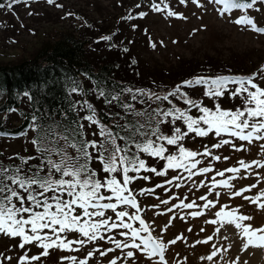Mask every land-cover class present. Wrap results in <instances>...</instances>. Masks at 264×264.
Listing matches in <instances>:
<instances>
[{"label": "snow or ice", "instance_id": "1", "mask_svg": "<svg viewBox=\"0 0 264 264\" xmlns=\"http://www.w3.org/2000/svg\"><path fill=\"white\" fill-rule=\"evenodd\" d=\"M13 2L27 4L29 0H13ZM46 2L49 5L55 4L61 7L56 4V0H46ZM179 2L184 4L186 0H179ZM191 2L197 7H203L200 0H191ZM258 2L264 3V0H249V2L208 0V3L222 5L220 15L233 9H253ZM3 7L4 5L0 4V8ZM136 7L140 5L137 4ZM8 8H12V3L8 4ZM151 10L159 12L162 9L159 4L152 3ZM68 15L72 14L68 13ZM146 15L145 12L139 13L140 18ZM167 15L185 19L173 11H168ZM132 18L129 14L124 19ZM232 22L236 25L250 26L254 33L264 34V27H258L246 14ZM101 39L108 41L111 37L103 36ZM155 46L153 43L152 47ZM123 51L126 52L128 49L124 48ZM257 75L264 80V66L251 75H196L185 79L163 94L151 89L131 87H122L118 93L115 91L106 93L102 88H98L94 90L97 98H103L105 104L116 102L129 117L122 124L117 121L114 126L116 131L101 122L102 118L98 116L97 109L87 100L69 101L68 108L61 110L65 118L69 111L76 113L77 118L67 123L55 120L49 123L43 113L39 118L33 113L28 129L35 133L29 142L33 145L36 154L28 156L17 154L8 157L10 161L18 160L19 163L4 164L0 161V235L11 239L19 238L17 246L20 249H25L26 245L32 244L42 249L39 254L31 256L25 251L20 257L19 264H32L36 261H41L42 264V257H47L50 249L80 251V247L73 248V245L83 247L97 241H106L114 244L115 247H109L103 251L96 248L94 251H89L87 257H92L95 252H99L100 256H107L108 253L119 249L124 253L125 259H134L135 252H139L149 261L153 257H158L156 264H166V244L152 236L148 224L139 215L141 208L133 195V190L129 187L135 179H148V177H137L129 173L136 174L143 171L165 176L169 169H183L188 173L187 178L191 179L193 175L210 172L212 170L210 167H203L193 172L200 163V160L195 158L200 155L209 156L211 152L207 146L203 152L187 150L182 142L190 134H194L192 138L208 137L214 134L221 139L212 145L213 148L231 145L236 151L247 149L244 144L237 146L233 144L232 139L222 137L235 138L249 145L254 141H264V87L256 82ZM197 87L204 89L202 95L213 102V107L205 105L202 99L193 98L189 92L185 91V89ZM68 91L71 95L82 93L83 89L73 80L72 87ZM225 93L232 101L239 97L240 104L234 110L222 107L220 100L225 97ZM125 94H128L132 101L145 104L147 107L142 110L137 109L135 104L126 102L122 98ZM23 95L32 99L28 91H25ZM140 97L144 99H139ZM170 97L182 100L187 108L177 107L169 99ZM150 101H167L171 107H161L160 104L152 107ZM193 109L199 115L190 114ZM10 111L16 110L10 109ZM80 111H86L87 114L80 116ZM24 118L27 119L26 116ZM38 119L44 122L38 123ZM81 121H88V127L97 126L98 132L91 133L92 136L98 137L97 139L87 138L85 125ZM162 126H167V132ZM28 129L17 133L16 136H26ZM10 135L6 131L0 132V137ZM168 146H175L177 153L173 154ZM260 146L264 148V144ZM141 154L166 161L164 169L157 170L147 165L145 159L141 158ZM212 158L217 161L221 159L220 156ZM224 159L228 158L224 157ZM93 163H99V170L92 167ZM238 163L239 167H231L225 171L239 174L242 169L247 172L253 168H264V163L260 161L245 163L240 160ZM225 171H219L217 175L223 177ZM100 173L106 175L101 177ZM117 173L120 174L119 179ZM232 178L235 179V175ZM174 179L178 180L180 177L177 176ZM212 179L211 188L233 187L228 180L217 182L215 177ZM172 182V180L167 181L169 184ZM255 187L257 185L253 184L234 190L231 196L242 197L258 208L264 209V190L254 196L244 195ZM145 191L150 193L154 190ZM216 196L218 198L220 193H216ZM201 199L206 201L204 208L215 207V203L208 200L207 196H202ZM161 203L167 204L168 201L164 200ZM121 206L135 209V213L130 214ZM194 206H196L195 202L182 203L178 207L192 209ZM225 208L227 205L215 213L216 219L209 220L207 223L218 224L219 226L215 228L217 233L225 225H234L243 241L242 251H247L250 247L264 248V226L254 227L245 223L253 217L242 214L239 208L228 211H225ZM108 210L114 213V218L106 216ZM168 211L172 209L169 208ZM201 214L200 212L191 213L194 217ZM126 218L127 221H138L139 227L126 222ZM117 229L123 230L119 232V235L124 237L123 240L106 235ZM73 232L78 234V238L69 239L67 234ZM211 239L212 237L209 236L208 240L198 241V243H208ZM170 243L175 244L176 240L173 239ZM219 251L216 249L206 259L213 260ZM5 259L11 258L5 257ZM118 259L120 258L111 259L109 264H117ZM64 260H70L71 264H88V259L77 261L76 257H62L61 261Z\"/></svg>", "mask_w": 264, "mask_h": 264}, {"label": "rangeland", "instance_id": "2", "mask_svg": "<svg viewBox=\"0 0 264 264\" xmlns=\"http://www.w3.org/2000/svg\"><path fill=\"white\" fill-rule=\"evenodd\" d=\"M9 3H12L11 9L8 8ZM152 3L159 4L162 10L152 11ZM200 3L203 7H197L191 0H186L184 4H181L179 0H56V4L61 5L57 7L55 4L49 5L46 0H29L27 4L8 0L4 7L0 8V63L14 61L19 57H28L42 40L53 39L62 30H78L77 27L83 29L87 23L90 24L94 20L100 26L106 25L113 29L119 19L131 14L133 22L129 25L136 26L141 36L138 45L139 53L150 63H158L175 73L174 75H177L175 82H182L196 75H251L258 72L261 66H264V34L254 33L250 26L236 25L232 21L246 14L258 27H264V7L258 9L254 6L253 9L248 10L233 9L220 15L222 5L208 3V0H200ZM137 4L140 7H136ZM168 11H173L185 19L177 18V16L168 17ZM140 12H145L147 15L140 18ZM29 13L32 14L29 15ZM130 32L131 30H128L129 39L133 35L129 34ZM153 43L155 47H152ZM201 69H208L209 74L206 72L194 74ZM181 75L183 77L189 75V77L182 78ZM180 77L181 79H178ZM173 82L174 78L169 83L173 84ZM256 82L264 87V80H261L259 75ZM137 105L143 104L137 103ZM88 130L98 132L96 125L88 127ZM20 137L5 140L2 147L5 146L6 150L13 152L20 149L21 143L17 140ZM192 137L194 136L190 135L185 140L187 147L203 152L207 146L211 152L209 156L200 155L195 158L200 160V163L193 172L203 167H210L212 170L206 174L193 175L191 179H188V173L183 169H169L168 175L160 179H163L165 183L168 180L173 182L167 183L153 194L144 192L143 198L138 200L152 236L166 244V264H245V262L264 264V248L250 247L247 251H242L243 241L234 225H225L217 233L215 228L219 225L207 223L209 220L216 219L215 213L227 205L225 211L239 208L242 214L253 217L245 223L254 227L264 226V209L258 208L242 197L231 196L232 191L253 184L257 187L251 192H245V196H254L264 190V168H253L247 172L242 169L239 174L225 171L231 167H239L240 160L245 163L252 161L264 163V148L260 146L264 144V141H254L249 145L235 138L222 137L232 139L233 144L237 146L244 144L247 149L236 151L231 145L213 148L212 145L221 139L214 134L203 138ZM213 156H220L221 159L217 161L212 158ZM219 171H225V175L218 176ZM234 175L235 179L232 178ZM177 176L180 179H174ZM213 177L217 182L228 180L233 187L211 188ZM216 193H220L218 198ZM202 196L212 200L215 207L204 208L206 201L201 199ZM164 200L168 203H161ZM192 202L196 205L192 209L178 207L182 203ZM169 208L172 211H168ZM125 210L130 214L135 213V209L131 211L127 206ZM192 212L202 214L194 217L191 215ZM126 222L139 227L138 221H127L126 218ZM120 231L123 230H114L109 235L123 240L124 237L119 235ZM142 235L147 234L142 233ZM209 236L212 239L208 243H198V241L208 240ZM173 239L176 240L175 244L170 243ZM16 243L7 242L0 236V246L11 247L16 246ZM101 243L102 246L97 245L96 248L101 249L105 245L109 247L111 244L106 241ZM216 249L220 251L213 260H207L206 257ZM18 253L23 254L21 250ZM138 254L134 259H125L124 253L117 249L108 253L107 256L98 254L99 261L92 260L88 264L96 262L109 264L111 259L117 257L120 258L117 264H155L159 259L153 257L149 261L141 253L138 252ZM18 256L17 254L10 264H18ZM42 264L46 263L42 262ZM63 264H71V261L64 260Z\"/></svg>", "mask_w": 264, "mask_h": 264}, {"label": "trees", "instance_id": "3", "mask_svg": "<svg viewBox=\"0 0 264 264\" xmlns=\"http://www.w3.org/2000/svg\"><path fill=\"white\" fill-rule=\"evenodd\" d=\"M7 1L0 0V4L4 5ZM243 2H249V0H243ZM255 6L259 9L264 7V3L258 2ZM132 20L124 19L123 17L119 19V22H117L116 27L113 29L106 25L100 26L94 20L90 24L87 23L83 29L77 27L78 30H62L55 38L42 40L41 44L28 57H19L14 61L0 63V132L6 131L11 134L7 137H0V161L4 164L19 163L18 160L10 161L8 157L16 156L17 154L21 156L36 154L33 145L29 142L35 133L31 129H28V124L33 113L38 118L43 113L49 123L52 120L67 123L77 118L76 113L69 111L66 113L65 118V114L61 110L68 108L69 101H83L85 99L89 100L97 109L98 116L102 118L101 122L112 128L113 131H116L117 129L114 126L117 121L122 124L129 117L126 116L121 107L117 106L116 102L105 104L103 98H97L94 90L102 88L106 93L113 91L118 93L122 87H131L133 89H151L163 94L181 82H175L177 75H174L175 73L170 69L143 59L141 53L138 51L140 49L138 45L141 41L139 40L141 36L136 26L129 25L133 22ZM128 30H131L129 34H133L130 39L128 37ZM103 36H109L111 39L108 41L102 40L101 37ZM124 48H127L128 51H123ZM207 71L208 69H201L194 74L205 72L209 74V71ZM181 76L182 78L189 77V75H184L185 77ZM173 78L174 82L170 84L169 82ZM178 79H181V77ZM73 80L80 84L83 89L82 93H72L69 95L68 90L72 87ZM25 91L29 92L32 99L23 95ZM185 91L189 92L193 98L202 99L205 105L213 107V102L202 95L204 91L202 87L185 89ZM122 98L126 102L135 104L137 109L142 110L147 107L145 104L141 106L137 105L136 101H132L128 94H125ZM139 99L144 98L140 97ZM169 99L177 107L187 108L182 100H177L174 97H170ZM149 103L152 104V107H156L157 104H160L161 107H171L167 101H150ZM220 103L224 109L234 110L240 104V99L237 97L235 101H232L228 98V94L225 93V97L220 100ZM10 109H15L16 111H10ZM116 113H119V115H115ZM86 114V111H80L79 113L80 116ZM190 114L199 115L195 109ZM25 116L27 119L24 118ZM121 117H124V119H121ZM43 122V120L38 119V123ZM81 122L85 125L87 138L97 139L98 137L91 135L93 131L88 130L89 122ZM162 128L167 132V126H162ZM25 129H28L27 135L17 139L21 143L20 149L13 152L6 150L5 146L4 148L2 147L5 140H12V138L17 137V133ZM190 135L194 136V134ZM185 140L182 143L187 150L198 152L197 149L187 147L184 143ZM168 147L173 154L177 153L175 146ZM141 158L145 159L147 165L155 167L157 170H163L166 164V161L148 157L146 154H141ZM32 163H35V161H32ZM92 167L99 170L100 165L99 163H93ZM168 172L169 170L165 176H157L154 173L143 171L136 174L129 173V175H136L137 177H148V179L137 178L129 186L133 190L137 203L138 200L140 201L143 198V195L140 194L141 192L154 190L151 191L153 194L155 191L161 190L167 183L160 178L166 177ZM100 175L103 177L106 174L100 173ZM117 178H120L119 173H117ZM157 185H162V187H157ZM121 208L125 210V206H121ZM121 208H118V210H121ZM130 210L134 211L132 208ZM106 216H113L114 218V213L108 210L106 211ZM140 216L144 219L142 210L140 211ZM67 235L69 239L78 238V234L75 232L68 233ZM106 235H109V233ZM0 236L7 242H17L16 246H11L12 249L7 245L0 246V254H2L0 255V264H10L17 254L19 255L18 260H20L25 251L28 252L29 256L42 252V249L36 247L35 244L26 245L25 249H20L17 246L19 238L11 239L3 235ZM97 245L102 246L101 241H97L94 244L88 243L83 247L73 245V248L80 247V251H61L53 248L49 250L50 254L47 257H42V262L46 264H63L64 261L62 262L61 258L66 256L76 257L77 261L88 259V263L92 260L98 262L100 258L99 252H95L90 258L87 257V253L94 251ZM107 246H103L101 250L115 247V245L111 244L109 247ZM20 250L23 252L22 255L18 253ZM136 254L138 252H135ZM5 257H10L11 259H5ZM40 262L36 261L32 262V264Z\"/></svg>", "mask_w": 264, "mask_h": 264}]
</instances>
